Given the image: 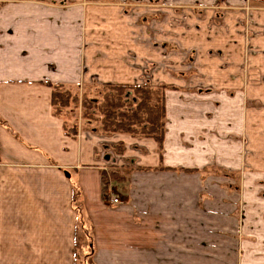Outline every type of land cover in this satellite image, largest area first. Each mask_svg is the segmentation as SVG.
<instances>
[{
	"label": "crops",
	"instance_id": "obj_1",
	"mask_svg": "<svg viewBox=\"0 0 264 264\" xmlns=\"http://www.w3.org/2000/svg\"><path fill=\"white\" fill-rule=\"evenodd\" d=\"M112 7L48 0L0 6V264H87L85 256L75 259L83 234V251L93 247V264L225 263L215 241L221 233L208 242L203 217L188 212L193 183L201 186V176L176 168L183 157H190V165L201 163L199 148L182 142L202 141L194 132L206 127L204 109L218 103L208 98L226 85H240L237 64L235 81L222 65L227 55H238L242 43L210 30L217 27L213 21L194 23L192 8H167L158 13L165 19L150 25L154 42L143 38L132 45L136 57L130 63L129 35L138 29L129 33L127 22L116 24ZM262 42H254V54ZM188 58L196 70L185 67ZM145 62L153 65L151 81L170 87L163 154L153 139L66 134L53 112L52 85L82 96L90 85L139 84ZM259 92L260 100L264 87ZM112 142L126 147L112 172L127 184L120 200H130L115 207L107 203L114 194L113 167L105 166L110 158L101 151Z\"/></svg>",
	"mask_w": 264,
	"mask_h": 264
},
{
	"label": "rangeland",
	"instance_id": "obj_2",
	"mask_svg": "<svg viewBox=\"0 0 264 264\" xmlns=\"http://www.w3.org/2000/svg\"><path fill=\"white\" fill-rule=\"evenodd\" d=\"M48 2L69 7H85L88 4L113 5L112 8L117 13L114 16L116 24L125 27L127 22L129 33L138 29L137 33L129 35L130 63L135 62L136 57L132 45L141 44L139 42H142L143 38L151 40L154 35L150 25L165 19L166 14L158 13L164 12L167 8L175 9L177 12L192 8L194 11L192 15L197 17L194 23L200 25L204 21L211 26L213 21L215 26L222 28L210 27V30L219 34L223 30L224 34L220 35L230 36L236 43L240 39L239 42L242 43L240 52L238 55L234 53L227 55L222 68L229 74L232 73L231 79L235 81L232 76L234 71L232 66L237 64L235 70L240 69L236 74L240 76L241 83L239 86H231L232 88H227L226 85V90H216L215 96L208 98L209 104L213 101V97H217L218 103L217 108L211 106L210 109H204L203 120L207 123L206 127H201L202 132L200 127V130L194 132V137H200L202 141L190 142L187 138L186 142H182L183 147L187 144L199 148L203 158H197L195 161L199 162L201 159V163L190 165L188 162L190 157H183L180 158L183 164H180L176 170L190 171L201 176V186L193 183V192L189 198H192V202L189 201L191 209L188 212L203 217L202 226L209 231L208 242L214 241L209 236H216L217 232L221 233L215 241H219V247H223L225 263L219 259L218 263L214 264H264V95L262 94L260 100L258 99L259 91L264 87V48L262 47L260 51L258 48L257 54L253 53L255 41H263L262 46H264V0H48ZM8 5H12V0H0V6ZM153 42L152 38L149 43ZM145 49L150 50V47ZM145 54L147 52H144L143 57ZM254 56L258 57L256 63ZM185 67L196 70L190 58L185 60ZM143 69L145 70L139 84L124 85L148 86L153 89L162 87L166 101L170 87L151 81L152 63L145 62ZM85 90L84 95H79L80 99L95 100L98 105L102 104L107 91L105 85H90ZM255 92L256 94H253ZM251 94L257 97L255 101L250 100L253 98ZM126 101L127 103L135 101L133 95L128 94ZM95 113L96 118L91 124L83 118L82 108L72 110L69 115L72 116L71 122L77 124L78 132H93L100 137L121 134H105L99 123L100 114ZM167 121L166 118V126ZM121 135L138 140L153 139ZM125 149L123 142H112L102 147V155H108L110 158L104 164L109 168L113 167L111 174L116 172L117 156L123 155ZM163 149L164 143L160 148L162 154ZM112 181L113 188L110 187L112 189L110 192L116 196L123 195L127 184L118 180ZM177 193L178 196H183L184 190L179 189ZM129 201L123 197L117 205L108 201L107 203L115 207L126 205L125 203ZM195 225L197 226L196 222ZM84 229H88L87 226H81V230ZM209 246L214 245L209 243ZM9 259L12 261V255H9Z\"/></svg>",
	"mask_w": 264,
	"mask_h": 264
},
{
	"label": "trees",
	"instance_id": "obj_3",
	"mask_svg": "<svg viewBox=\"0 0 264 264\" xmlns=\"http://www.w3.org/2000/svg\"><path fill=\"white\" fill-rule=\"evenodd\" d=\"M107 91L101 105L95 100L80 96L74 90L64 85H52V108L54 114L63 119L64 130L70 136H77V124L71 122L72 110L82 108L83 118L91 124L96 113L100 114L99 123L105 134H127L132 136H143L153 138L160 148L164 143L166 133V101L164 89L151 88L148 86H130L122 84H106ZM132 94L135 101L127 103L126 97ZM107 175V174H106ZM103 174L106 188L109 179ZM112 180H119L120 173L110 175ZM85 230V229H84ZM87 235L83 234L80 239L79 248H76L75 259L86 257L87 264H93L91 255L93 247L87 248L89 252L84 253L88 246Z\"/></svg>",
	"mask_w": 264,
	"mask_h": 264
},
{
	"label": "built area",
	"instance_id": "obj_4",
	"mask_svg": "<svg viewBox=\"0 0 264 264\" xmlns=\"http://www.w3.org/2000/svg\"><path fill=\"white\" fill-rule=\"evenodd\" d=\"M108 197H109V198H108L109 201H110L112 204H114V205H117V204H119V203L121 202L119 196H116V195H114V194L109 195Z\"/></svg>",
	"mask_w": 264,
	"mask_h": 264
}]
</instances>
